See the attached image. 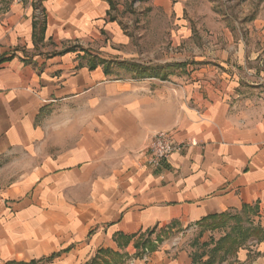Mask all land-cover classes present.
I'll list each match as a JSON object with an SVG mask.
<instances>
[{
  "label": "crops",
  "instance_id": "1",
  "mask_svg": "<svg viewBox=\"0 0 264 264\" xmlns=\"http://www.w3.org/2000/svg\"><path fill=\"white\" fill-rule=\"evenodd\" d=\"M3 1L0 264H88L101 249L122 257L109 264H204L206 234L190 240L204 218L247 207L264 228V97L109 58L129 42L110 0H41L42 18L32 0ZM164 132L186 147L149 166ZM146 237L157 243L144 260ZM234 254L214 264H264V238Z\"/></svg>",
  "mask_w": 264,
  "mask_h": 264
},
{
  "label": "rangeland",
  "instance_id": "2",
  "mask_svg": "<svg viewBox=\"0 0 264 264\" xmlns=\"http://www.w3.org/2000/svg\"><path fill=\"white\" fill-rule=\"evenodd\" d=\"M110 1L113 19L129 42L118 48L122 54L109 58L134 61L136 75L164 76L176 84L177 79L192 80L194 73L202 87L238 86L235 91L246 88L240 91V99L264 97V0H180L182 12L159 8L152 0ZM3 2L0 0V9ZM3 165L0 187L12 169L11 164ZM254 211L229 212L211 221L215 226H197L190 240L203 231L208 248L218 242L230 247L247 230L264 229L255 223ZM255 240L246 239L240 248Z\"/></svg>",
  "mask_w": 264,
  "mask_h": 264
},
{
  "label": "trees",
  "instance_id": "3",
  "mask_svg": "<svg viewBox=\"0 0 264 264\" xmlns=\"http://www.w3.org/2000/svg\"><path fill=\"white\" fill-rule=\"evenodd\" d=\"M97 60L100 61V63L106 62L104 59L103 60L97 59ZM119 63L126 64L131 69H133V68L136 69V66H137L136 64H134V62L130 63V62H126V61H119ZM105 70L108 72V69H105ZM141 75L145 76L144 73H141ZM243 209H244L243 210L244 212L253 211V209H250L247 207H244ZM225 216H226V214L211 215L210 217L204 218L199 223V225L202 226V229L206 228V227H211L212 225L215 226L211 221H215V220L220 219V218L225 217ZM250 237L254 238V239H259V240L263 239L264 238V229H261L260 227H258L256 229L253 228V229L247 230L246 233L244 235H242L240 239H234V241H233L234 245H231L230 247H227V248H224V246L221 244V242L216 243L211 250L212 254H213L212 257H210V259L208 261L204 262V264H214L217 261V259H219L220 261L227 259L229 257V255H231L232 253H235V251L242 246V244L245 242V240L250 238ZM160 240H161L160 236H158V238H156L155 241L160 242ZM155 241H151L148 237L140 238L137 241H135V248L137 249L136 255L139 256V254L146 253V251L147 252L152 251L153 248L155 247L156 243H157ZM233 246H234V248H233ZM223 248H224V250H223ZM219 252H221L222 255L220 257H217L216 253H219ZM104 256H107V257L110 256L112 258V260H116V261H118L119 258H122V257H120V255H118V253H115L111 250L101 249L96 253L94 258L88 264H100V261L102 263H107V260L104 258ZM125 259H127V258L124 257L117 264H123Z\"/></svg>",
  "mask_w": 264,
  "mask_h": 264
},
{
  "label": "built area",
  "instance_id": "4",
  "mask_svg": "<svg viewBox=\"0 0 264 264\" xmlns=\"http://www.w3.org/2000/svg\"><path fill=\"white\" fill-rule=\"evenodd\" d=\"M22 1V0H18ZM35 7L36 14L39 18L43 16V9L40 7L41 0H32ZM186 147L185 143L176 142L174 137L168 132L157 133L152 137L149 145L147 146L146 153L149 155L148 164L153 167H160L165 164V162L171 157L175 152H180V150ZM147 253H143L141 256L144 260L147 259ZM134 259L129 261L132 264Z\"/></svg>",
  "mask_w": 264,
  "mask_h": 264
}]
</instances>
